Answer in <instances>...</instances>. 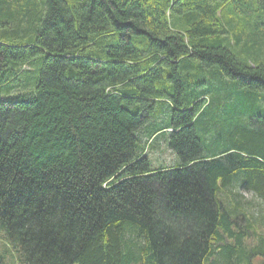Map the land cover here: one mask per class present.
Here are the masks:
<instances>
[{
	"label": "trees",
	"instance_id": "16d2710c",
	"mask_svg": "<svg viewBox=\"0 0 264 264\" xmlns=\"http://www.w3.org/2000/svg\"><path fill=\"white\" fill-rule=\"evenodd\" d=\"M0 18V88L30 87L0 100L9 264H264V0H0ZM144 136L179 162L154 166Z\"/></svg>",
	"mask_w": 264,
	"mask_h": 264
},
{
	"label": "rangeland",
	"instance_id": "374dc122",
	"mask_svg": "<svg viewBox=\"0 0 264 264\" xmlns=\"http://www.w3.org/2000/svg\"><path fill=\"white\" fill-rule=\"evenodd\" d=\"M250 7V4L248 5ZM249 9V8H248ZM258 14V12L256 13ZM10 24H5V21H2V19L0 18V30H4L5 28H9ZM20 34L22 35L21 39L22 40H27V37H25L24 31L20 32ZM11 42H19V40L16 41H11ZM24 72H21L18 76V80L15 81L17 84L20 85H25L27 82H30L32 80H34V78L39 77V73L38 71L36 72L35 70H32L30 72H26L27 70L31 69L29 68L28 65L24 66ZM3 84V83H2ZM0 84V86L2 85ZM30 91V87H13L11 90V93L7 92L5 89L0 88V100H9V101H13L16 100L18 97V93H28ZM264 106V103H263ZM227 110V109H233V104L232 102L225 101L221 104V106H216L214 108H212L209 112H208V116L210 118H212L213 116L216 117V120L218 121V117H223V119H228V114L226 112H223V110ZM223 112V113H221ZM233 113V112H231ZM236 113L237 111H235L232 115V117H236ZM235 114V115H234ZM231 118V117H229ZM223 125L219 128V131H224L225 133V129H227V126L224 125L225 123H222ZM214 130H212L210 132L209 137H213V133ZM146 135V134H144ZM143 142L145 143V150H144V154L147 155L153 162L154 166L158 167V166H172L173 164H176L179 162L178 157L173 153L172 150H170L166 144V142L162 139L159 138L156 142L152 143L154 144L153 146L150 144L148 146V142L149 140L147 139L146 136L143 137ZM242 198L245 201V203L250 202V203H254L256 206H254V210L255 213H259L261 211V208H263V205L261 204L260 200L258 198L255 197V195L251 192H246L243 191L242 192ZM246 206V205H245ZM7 241L5 238V235L3 232H1V228H0V264H9L12 263V260L10 258V249H7ZM255 264H259V259L254 261Z\"/></svg>",
	"mask_w": 264,
	"mask_h": 264
}]
</instances>
